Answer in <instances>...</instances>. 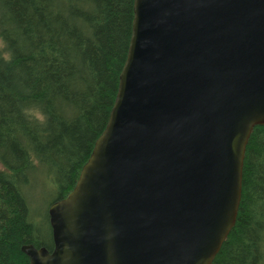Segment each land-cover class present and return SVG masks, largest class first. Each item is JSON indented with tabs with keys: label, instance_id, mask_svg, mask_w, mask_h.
<instances>
[{
	"label": "water",
	"instance_id": "water-1",
	"mask_svg": "<svg viewBox=\"0 0 264 264\" xmlns=\"http://www.w3.org/2000/svg\"><path fill=\"white\" fill-rule=\"evenodd\" d=\"M264 127V0H134L107 125L28 264H211Z\"/></svg>",
	"mask_w": 264,
	"mask_h": 264
},
{
	"label": "trees",
	"instance_id": "trees-1",
	"mask_svg": "<svg viewBox=\"0 0 264 264\" xmlns=\"http://www.w3.org/2000/svg\"><path fill=\"white\" fill-rule=\"evenodd\" d=\"M133 2L0 0V264H28L23 245L51 252L47 210L107 125ZM36 180L53 196L43 212L29 196ZM211 264H264V127L250 133L236 221Z\"/></svg>",
	"mask_w": 264,
	"mask_h": 264
},
{
	"label": "rangeland",
	"instance_id": "rangeland-1",
	"mask_svg": "<svg viewBox=\"0 0 264 264\" xmlns=\"http://www.w3.org/2000/svg\"><path fill=\"white\" fill-rule=\"evenodd\" d=\"M0 44H2L0 42ZM29 196L32 200L34 210L37 212H43L47 209L53 200V196L50 195V191L46 185L42 184V180H36L29 192Z\"/></svg>",
	"mask_w": 264,
	"mask_h": 264
},
{
	"label": "clouds",
	"instance_id": "clouds-1",
	"mask_svg": "<svg viewBox=\"0 0 264 264\" xmlns=\"http://www.w3.org/2000/svg\"><path fill=\"white\" fill-rule=\"evenodd\" d=\"M2 48H3V44H0V49H2ZM2 57H3V59H4L5 61H8V60H10V58H11V54L8 53V52H4V53L2 54Z\"/></svg>",
	"mask_w": 264,
	"mask_h": 264
}]
</instances>
